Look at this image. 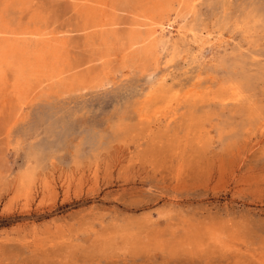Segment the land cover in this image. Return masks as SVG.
<instances>
[{
	"label": "rangeland",
	"instance_id": "rangeland-1",
	"mask_svg": "<svg viewBox=\"0 0 264 264\" xmlns=\"http://www.w3.org/2000/svg\"><path fill=\"white\" fill-rule=\"evenodd\" d=\"M0 264H264V0H0Z\"/></svg>",
	"mask_w": 264,
	"mask_h": 264
}]
</instances>
